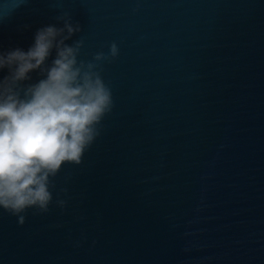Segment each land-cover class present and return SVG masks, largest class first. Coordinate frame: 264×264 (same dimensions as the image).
<instances>
[{
	"label": "water",
	"instance_id": "water-1",
	"mask_svg": "<svg viewBox=\"0 0 264 264\" xmlns=\"http://www.w3.org/2000/svg\"><path fill=\"white\" fill-rule=\"evenodd\" d=\"M65 14L112 107L0 264H264V0H0V50Z\"/></svg>",
	"mask_w": 264,
	"mask_h": 264
},
{
	"label": "clouds",
	"instance_id": "clouds-1",
	"mask_svg": "<svg viewBox=\"0 0 264 264\" xmlns=\"http://www.w3.org/2000/svg\"><path fill=\"white\" fill-rule=\"evenodd\" d=\"M58 20L62 26L36 29L26 49L0 50V210L19 224L28 209L48 211L52 178L63 165L81 163L112 107L98 65L78 59L82 41L66 43L79 25L67 14ZM117 53L113 43L93 61Z\"/></svg>",
	"mask_w": 264,
	"mask_h": 264
}]
</instances>
